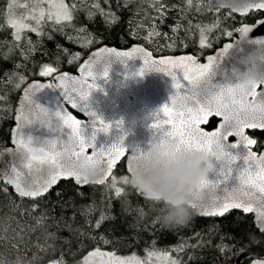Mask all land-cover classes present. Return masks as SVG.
I'll return each mask as SVG.
<instances>
[{
    "label": "trees",
    "instance_id": "1",
    "mask_svg": "<svg viewBox=\"0 0 264 264\" xmlns=\"http://www.w3.org/2000/svg\"><path fill=\"white\" fill-rule=\"evenodd\" d=\"M11 1L0 0V151L11 144L15 111L28 82L74 72L102 45L143 44L156 56L193 53L202 60L236 36L242 24L264 17L259 11L238 15L211 9L208 0H68L70 20H45L39 32L28 30L16 39L8 25ZM46 69L52 71L42 74ZM217 123L211 119L207 128ZM251 135L254 149L263 150L264 132ZM128 176L123 159L100 185L65 180L39 198L20 196L0 180V264H81L97 248L123 255L168 252L178 264H238L264 237L254 216L241 211L215 217L196 211L173 228L152 218L136 223L122 210L121 194L127 191L132 205L147 204L123 182Z\"/></svg>",
    "mask_w": 264,
    "mask_h": 264
},
{
    "label": "water",
    "instance_id": "2",
    "mask_svg": "<svg viewBox=\"0 0 264 264\" xmlns=\"http://www.w3.org/2000/svg\"><path fill=\"white\" fill-rule=\"evenodd\" d=\"M214 4L219 5V7H214ZM208 5L211 9H227L238 15H246L250 11H259L264 14V9L256 8H249L246 13L242 12L244 5L240 0H208ZM259 20H264V17L254 23H244L240 26V28L248 26L252 29L247 34V40H264V25L257 26V21ZM228 45H232V48L229 49V54L222 56L218 64L225 70V74L229 79H232L233 68L238 69L240 72L248 68V64L242 63V61L250 59L253 64L264 63L261 60V57L264 56V51H262L264 50V44L252 45L243 42L242 34L238 32L232 40L227 41L202 60L193 53L156 56L143 44H134L128 48L102 45L92 50L74 72L60 71L48 78H38L28 82L21 91L15 111V125L12 129L11 144L0 151V154H3L0 156V169L5 168L12 159L10 154L5 153V149L15 151L17 146L14 140L23 132L31 133L34 140L39 142L40 147H45V150H47L48 142L50 141L56 143L57 151L63 149L65 145H69L64 131L57 125L55 111H61L62 114L67 113L75 120L80 121L82 126L85 125L86 135L91 133L93 127L97 130L95 141L97 148H107L111 144H117L123 148L122 155L116 158L108 175L106 177L103 176L104 182L111 177L115 167L123 159H125L128 175H130L134 150L137 147H146L147 142L152 137L160 134L159 130L153 125L158 123L162 127L169 129L172 127L170 124L164 123L167 119L163 111L164 106L169 105V112H171L173 111L171 106L173 101H175V109L179 110L185 103L184 98L196 90L188 81L182 79L184 67L168 62L183 61L187 63V58L191 57L198 64L206 65L210 57H217ZM237 45H239V50ZM86 66L88 67L86 68ZM223 79V75H215L209 86L216 88L217 84L221 83ZM177 83L180 84V88L175 86ZM33 84H38L42 87L32 89ZM48 85H51V87H48ZM30 89L29 97L26 98L25 93ZM261 91H264V84H260L256 88L257 94ZM65 92H68L76 99L78 107L74 108L68 102ZM84 94H87L86 100L79 99ZM248 99L251 101L253 97L250 96ZM85 104H87V108L81 110V106ZM34 105H39V107ZM21 110H23L25 118L31 120V123L24 124L20 120ZM90 112H95L100 119L89 115ZM211 119H216L218 123L216 127L209 129L207 125ZM259 119L260 116L257 114L256 120L259 121ZM101 120H103V124ZM117 121H120L119 127H115ZM223 122L222 116L215 115L212 112L205 116V121L200 122L198 127L201 131L211 134L219 130V126ZM105 125H112V127L107 128L105 131H100ZM241 131L245 137L255 141L254 144L246 146L247 151L253 153L257 158L264 155V149L261 151L254 149L256 140L251 135L253 131L264 132V128L243 127ZM239 142L240 137L237 135H229L225 141L227 144H239ZM234 151H240V149L238 148ZM86 152L91 155L92 149L87 148ZM239 163L240 160L237 159L235 164ZM259 163V159L252 161L254 165H259ZM222 170L226 172L227 168ZM18 171L27 173V169L22 166L18 168ZM232 175H237V173L234 171ZM32 178L41 179V176L34 174ZM65 180H72L78 184L75 177L62 176L47 192L34 198L46 195L52 188ZM1 181L19 195L13 185L7 184L6 179ZM236 183L239 182L237 181ZM90 184L100 185L102 183L87 182L79 183L78 185L86 186ZM233 187V181L228 177L222 179L218 186L211 189V191L202 190L198 195L203 199H195L198 215L215 217L223 216L231 211L244 212L242 208H229L222 215L202 214L212 207V201L224 202V198L231 195ZM252 203L254 209L264 210V207H261L259 202L253 201ZM247 214L254 216L256 226L264 236V231L259 227L257 211L247 212ZM253 251L260 252L261 257H264V237L259 243L249 246L238 258L237 263L240 264L246 258V252Z\"/></svg>",
    "mask_w": 264,
    "mask_h": 264
},
{
    "label": "snow or ice",
    "instance_id": "3",
    "mask_svg": "<svg viewBox=\"0 0 264 264\" xmlns=\"http://www.w3.org/2000/svg\"><path fill=\"white\" fill-rule=\"evenodd\" d=\"M244 5L242 12H247L249 8L264 9V0H240ZM26 6V5H25ZM59 5L50 0L49 8H56ZM214 7L219 5L214 4ZM66 9V6H64ZM235 10V9H233ZM40 18H43L44 12H40ZM54 13L50 10L48 18L52 19ZM56 22L61 19H71L70 14H65L61 17L55 14ZM27 19H35L34 16L25 17L24 20L10 19L9 27L16 29L14 33L16 39H20L19 32L24 29L36 31L25 21ZM264 25V20L257 21V26ZM252 29L248 26H243L237 29L242 34L243 42L255 45L264 44V40H247V34ZM231 35V33H229ZM232 45H228L217 57H210L208 64L200 65L191 57L187 58V63L183 61H169L184 67L183 80L193 85L195 91L191 95L186 96L185 103L175 109V101H173V111L169 112V105L164 106V113L167 119L165 124H170L171 129L162 127L160 124H154L160 132L159 136L163 141L165 138L177 139L179 141L178 148L184 150L196 149L204 151L213 158L214 170L209 173L208 177L201 182L197 191V199H203L198 194L202 190L214 189L218 183L225 178L230 177L234 187L231 190V195L224 198V202L212 201V207L202 214L217 215L229 208L243 209L244 212L257 211L259 227L264 231V210L254 209L253 201H257L264 207V155L259 158L253 153L247 151L246 146L255 143L254 140L245 137L241 131L243 127H261L264 128V91L259 94L256 88L260 84H264V63L253 64L250 59L242 61L247 63L248 68L240 72L238 69H232V79H229L225 74V70L219 66V59L229 54V49ZM239 50V45H237ZM264 51V50H262ZM264 61V56L261 57ZM88 66H86L87 68ZM52 70L46 69L42 74H48ZM106 74V73H105ZM142 75V74H141ZM215 75H223L224 79L217 84L216 88H211L209 85ZM180 88V84L175 85ZM42 87L38 84H33L32 89ZM51 87V85H48ZM29 91H26V98L29 97ZM175 95V94H174ZM68 102L72 106L78 107L76 99L68 92H65ZM253 97L250 101L248 98ZM87 94L79 97L81 100H86ZM31 102V101H30ZM34 103V102H33ZM39 107V105H34ZM87 108V104L81 106V110ZM43 111V109H42ZM214 112L215 115L223 117V123L219 126V130L211 134L203 132L198 127L199 123L205 121V116ZM259 114V121L256 120V115ZM89 115L100 119L95 112H90ZM58 127L64 131L69 145H65L60 151L56 150L55 142H48L47 150L45 147H40L39 142L34 140L31 133L18 135L14 140L16 150L5 149V153L11 155V162L3 169H0V180L6 179L7 184L13 185L20 196L38 197L54 185L62 176L75 177L76 182L87 183L82 180L76 172V167L81 161H88L94 164H100L104 170V176L108 175L109 170L115 163L117 157L122 155L123 148L117 144H111L107 148H97L95 141L97 130L93 127L91 133L86 135L85 125H81L80 121L75 120L72 116L61 111H55ZM20 120L24 123H31L30 119H26L21 110ZM103 124V120H101ZM120 126V121L116 122L115 127ZM112 125H105L100 131H105ZM229 135H237L240 137L239 144H227L225 141ZM122 144V138H121ZM87 148L92 149V154L86 152ZM240 151H234L236 149ZM137 149L132 154V160L135 159ZM3 154H0L2 156ZM239 159L240 163L235 164ZM259 159V165L252 164V161ZM26 168L27 173L18 171L20 167ZM227 168V171L222 169ZM237 175H232L233 172ZM34 174H39L41 179H33ZM239 183H236V182ZM103 183L104 180L95 181ZM127 183V178L123 180ZM112 187H115V180ZM116 195L121 194V189L116 188ZM193 206H196L194 203ZM253 256L261 257L260 252H246L245 257ZM62 264V261L59 262ZM175 264V261L172 262Z\"/></svg>",
    "mask_w": 264,
    "mask_h": 264
},
{
    "label": "clouds",
    "instance_id": "4",
    "mask_svg": "<svg viewBox=\"0 0 264 264\" xmlns=\"http://www.w3.org/2000/svg\"><path fill=\"white\" fill-rule=\"evenodd\" d=\"M172 138H151L146 147H137L127 178L128 189L138 193L147 207L132 205L128 192L121 195L122 210L136 223L149 218L173 228L187 223L195 214L197 189L214 168L212 157L204 151L178 148ZM76 172L89 183L103 178L100 164L81 161ZM259 243V240L255 241ZM251 264H264V257H253Z\"/></svg>",
    "mask_w": 264,
    "mask_h": 264
},
{
    "label": "rangeland",
    "instance_id": "5",
    "mask_svg": "<svg viewBox=\"0 0 264 264\" xmlns=\"http://www.w3.org/2000/svg\"><path fill=\"white\" fill-rule=\"evenodd\" d=\"M52 2L59 6L50 9V0H13L10 5L9 20H24L25 17L34 16L35 19H27L25 22L32 28L36 29L34 32H39L40 26L45 20L56 22L55 14H59L63 17L66 11L67 14L72 16V8L68 0H52ZM64 6H66V9ZM50 10L54 13L52 19L48 18ZM41 11L44 12L43 18H40L39 15ZM67 20L69 19H61L60 22ZM16 31L17 30L14 29V33H16ZM25 31H28V29L20 31L19 36L21 37ZM173 261H175V264H178V259L168 252L151 251L145 255H123L117 254L113 251L97 248L86 254L83 257L81 264H172Z\"/></svg>",
    "mask_w": 264,
    "mask_h": 264
},
{
    "label": "flooded vegetation",
    "instance_id": "6",
    "mask_svg": "<svg viewBox=\"0 0 264 264\" xmlns=\"http://www.w3.org/2000/svg\"><path fill=\"white\" fill-rule=\"evenodd\" d=\"M232 39H233V38H232ZM232 39H231V40H232Z\"/></svg>",
    "mask_w": 264,
    "mask_h": 264
}]
</instances>
